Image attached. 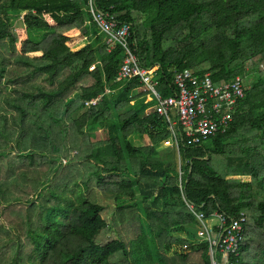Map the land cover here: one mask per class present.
<instances>
[{"label": "trees", "instance_id": "obj_1", "mask_svg": "<svg viewBox=\"0 0 264 264\" xmlns=\"http://www.w3.org/2000/svg\"><path fill=\"white\" fill-rule=\"evenodd\" d=\"M96 7L132 24L164 97L184 69L256 81L226 133L161 151L172 132L138 79L116 81L124 50L108 51L87 0H0V264H212L194 213H244L239 262L264 264V0Z\"/></svg>", "mask_w": 264, "mask_h": 264}, {"label": "built area", "instance_id": "obj_2", "mask_svg": "<svg viewBox=\"0 0 264 264\" xmlns=\"http://www.w3.org/2000/svg\"><path fill=\"white\" fill-rule=\"evenodd\" d=\"M87 2L88 12L96 29L103 34L108 51L116 45L124 50L116 81L139 80L144 104H155L154 111L164 119L177 144L186 135L189 143L201 145L230 129L233 116L246 97L243 78L237 77L233 82L216 86L210 75L198 78L189 69H184L175 74L176 96L164 97L157 90L160 80L158 74L140 64L137 50L131 42L132 24L120 23L109 13L100 12L96 0ZM147 98L149 100L146 101ZM92 102L95 104L96 100ZM194 215L200 225L198 238L210 244L212 264H240V248L245 238L247 216L242 213L236 219L229 220L217 214L209 219L202 214ZM232 257L238 259L233 261Z\"/></svg>", "mask_w": 264, "mask_h": 264}, {"label": "rangeland", "instance_id": "obj_3", "mask_svg": "<svg viewBox=\"0 0 264 264\" xmlns=\"http://www.w3.org/2000/svg\"><path fill=\"white\" fill-rule=\"evenodd\" d=\"M21 22H22L21 18L13 19V24H14L15 27H20ZM38 34L39 35H37V34L35 35L34 34V36H33V33H32L31 36L34 39H35L36 36H38L39 37L38 40H39L43 36V33L38 32ZM255 81H256V76H254V75H251V77H247L245 79V83H246L247 86H249V84L251 85ZM107 93H108V91H107ZM133 105L134 104H132V102H131L130 106H133ZM154 105L155 104H153V102H152V104H150L149 106L153 108ZM90 135H91V139H92V141L94 143L101 144L102 141H104V139H105V135L100 130L93 131V132L90 133ZM164 143L165 142H162V144L160 146H157V149L158 150H161V151H169V152H171L174 155H175V153H179V149H178V146H177V143L176 142L173 143L172 140H171V144H169V145H164ZM177 157H179V155ZM177 157H175V158L177 159ZM178 162L181 163V161H179V160H178ZM65 163H67V161H65L64 164ZM189 207L191 208L192 206H189ZM197 223H198V221H197ZM193 230H195L196 231V235L199 236V230H200L199 223H198L197 227L194 228Z\"/></svg>", "mask_w": 264, "mask_h": 264}, {"label": "crops", "instance_id": "obj_4", "mask_svg": "<svg viewBox=\"0 0 264 264\" xmlns=\"http://www.w3.org/2000/svg\"><path fill=\"white\" fill-rule=\"evenodd\" d=\"M132 104H134V102H132ZM173 142V141H172Z\"/></svg>", "mask_w": 264, "mask_h": 264}]
</instances>
